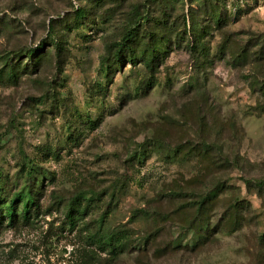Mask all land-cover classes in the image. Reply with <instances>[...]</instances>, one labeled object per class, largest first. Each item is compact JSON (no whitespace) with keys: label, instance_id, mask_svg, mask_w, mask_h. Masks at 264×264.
I'll list each match as a JSON object with an SVG mask.
<instances>
[{"label":"rangeland","instance_id":"obj_1","mask_svg":"<svg viewBox=\"0 0 264 264\" xmlns=\"http://www.w3.org/2000/svg\"><path fill=\"white\" fill-rule=\"evenodd\" d=\"M0 264H264V0H0Z\"/></svg>","mask_w":264,"mask_h":264},{"label":"trees","instance_id":"obj_2","mask_svg":"<svg viewBox=\"0 0 264 264\" xmlns=\"http://www.w3.org/2000/svg\"><path fill=\"white\" fill-rule=\"evenodd\" d=\"M87 14L86 9L84 8H80L74 11V20H81L83 19ZM138 37V32L135 30H129V32L124 33V35L121 38V41L118 42V44H116V49L114 50V52L112 53L111 56V61L109 64H106V73H109V70L111 68L110 64H116L118 62H121L124 58V56L126 57V53L129 52V59L130 62L133 63L136 59H141L142 64L147 67L149 69V71L151 72L150 74V79L148 80V82L146 83V85L148 84H152V70H153V63L154 60L156 58V52H159L158 47H154V46H150L147 45L145 47H143L141 50L137 51L138 56H136L135 51L133 49V45L135 44V40ZM54 42V47L57 51H59V45L57 44L55 38L54 40H52ZM45 42V40L41 41V43H39V45L37 47L34 48H30L28 49L27 53H29L28 55H26L25 57H33L38 49H40V47H42V44ZM163 51V50H162ZM140 62V63H141ZM258 183L262 184V181H258ZM220 187L215 186V188H213L212 190H209L208 193L204 194V197H202L200 200L193 202L195 205V218L196 219H201L200 214L203 212V209H205V207L208 205V203L210 202V200H213L215 198V195L217 194V191L219 190ZM18 197L15 196L14 198H11L8 201V205H6L3 209L4 211V215H6L9 220H12L13 216H14V205H15V201L16 198ZM234 204L232 205V207H237V205H239V202H237V199H234ZM34 205V197H33V193L31 190H28L27 193L25 194V197L22 200V216L23 217H27L29 215V211L31 206ZM144 212V211H143ZM67 219L69 222V225L73 226L74 225V221H73V214H72V210H69L67 213ZM203 223H199V227L200 229H203L204 227V231L207 229V224L204 222V226H202Z\"/></svg>","mask_w":264,"mask_h":264}]
</instances>
